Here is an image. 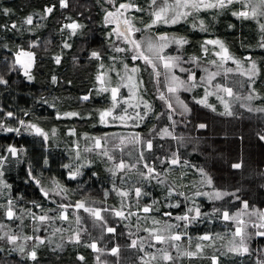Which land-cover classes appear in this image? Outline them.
I'll return each mask as SVG.
<instances>
[{
  "label": "clouds",
  "instance_id": "1",
  "mask_svg": "<svg viewBox=\"0 0 264 264\" xmlns=\"http://www.w3.org/2000/svg\"><path fill=\"white\" fill-rule=\"evenodd\" d=\"M4 9L27 35L32 63L18 69L9 59L0 69V97L19 77L28 89L7 108L0 100V137L21 141L0 143V264H63L66 256L70 264H99L85 218L108 231L101 212L118 216L109 197L122 207L139 184L141 203L153 196L144 182L153 181L175 210L173 230L209 229L184 255L264 264V0H47ZM53 20L58 27L45 33ZM118 126L143 132L111 130ZM110 140L118 143L109 148ZM133 140L141 158L121 169L114 149L123 153ZM11 163L26 173L27 191L6 177ZM159 200L144 207L161 211Z\"/></svg>",
  "mask_w": 264,
  "mask_h": 264
},
{
  "label": "trees",
  "instance_id": "2",
  "mask_svg": "<svg viewBox=\"0 0 264 264\" xmlns=\"http://www.w3.org/2000/svg\"><path fill=\"white\" fill-rule=\"evenodd\" d=\"M46 2L47 0H0V8H9L19 12L21 4L28 3L30 7L39 8ZM16 19L17 17L15 15H5L0 11V25L7 26L0 29V69L5 68L9 63V59H13L14 54L18 51H28L24 44L27 35H21L23 29H21V32L17 31L19 24H17L16 27H12V22L16 21ZM53 27H58L54 20L50 21L48 29H44L43 31L47 33ZM53 39L55 40L56 37L54 36ZM5 43L8 44V49L3 47ZM80 44L81 41H77V43L73 45L74 52H76ZM77 54L79 53L77 52ZM129 63H131V61H129ZM136 63H140V61H137ZM45 71L46 68H41V74ZM211 71H216V68L213 67ZM197 75L199 76L200 73H197ZM17 76H19L18 73ZM224 76L225 73L221 71V75L217 77V80H222ZM22 80L23 77H19L17 83L12 85V88L15 89V91L4 92L3 96L0 97V100L4 101V106L6 108L9 104L13 103L12 96L16 95L17 91L21 93V96L28 91L25 84L21 83ZM77 83L83 91H87L88 88L91 87L89 80L85 79V74H79ZM0 115H3V113H0ZM80 124L87 128L85 121H80ZM111 130L126 131L127 133L143 132L142 127L132 126H129L126 129L123 126H118V128H113ZM5 141L9 143L14 142L17 145L21 142L19 140H14L11 136L0 137V143ZM115 143H118V141H108V147L113 148ZM163 150V148L159 149V151ZM114 152L117 163H121L122 161L131 165L141 158L143 149L133 140V142L124 146L123 153L120 152L119 148L114 149ZM152 159L154 160L155 157H152ZM139 167L144 171H147L144 164H140ZM4 170L6 172V177L9 178L10 182L14 181L16 185H18V190H28L29 186L24 184L23 177L26 176V173L23 171L22 167L17 169L15 163H11L6 164ZM121 176H123V171L117 176V184L121 183ZM123 178L124 181L129 180V177L125 176ZM140 179L143 181V177H140ZM135 182L136 178L133 177L131 183ZM104 186L107 187L106 184ZM137 186L139 187L140 185L137 184ZM144 188L147 191L152 192L153 196H145L141 203H137L139 197H137L135 190H133L129 196L124 198L122 207L119 198L113 199L112 197H109L107 205L114 206L117 211L123 212L124 214L123 216H116L111 208L107 212H101V215L107 222V227L114 228L116 230L115 232L107 231L103 222L97 226L93 225L91 219H89L91 221L83 222V227L87 230L85 233V240L89 243H95L101 250L98 252L99 264H116L117 255L113 254L112 251L114 248H118L119 250V264H211V261L208 259H200L183 254L185 252L193 251L197 240L209 229L207 227L198 226L191 228L187 233H184L181 231L183 228V225L181 224V229L173 230L170 225L176 223L174 219L175 210L172 209L170 205L165 206L168 204L167 200L164 199L166 189L161 188L156 181H153L151 185L144 182ZM97 193H99L100 198L103 199L102 190L98 189ZM97 193H94V195ZM156 197H160L158 203L161 204V211H157L155 205H153L150 211L146 212L144 206ZM107 205L101 204L100 208L103 209ZM165 212H172L173 215L165 216ZM2 218V213H0V219ZM5 223H8V221H5ZM16 223L18 224L19 221H16ZM230 226L231 225H229V227ZM13 227H15V224ZM212 228L224 232V228L221 226L213 225ZM25 231L31 232V229H25ZM89 233L91 234L90 237L88 235ZM43 234L44 233L42 232L41 235ZM157 237H159V239H157ZM133 241L136 242L135 246H133ZM180 245H182V247L178 248ZM42 259H44L43 256ZM70 260L71 257L66 256L63 260V264H70Z\"/></svg>",
  "mask_w": 264,
  "mask_h": 264
},
{
  "label": "snow or ice",
  "instance_id": "3",
  "mask_svg": "<svg viewBox=\"0 0 264 264\" xmlns=\"http://www.w3.org/2000/svg\"><path fill=\"white\" fill-rule=\"evenodd\" d=\"M4 11L7 12L8 9L5 8ZM108 15L111 16V15H114V14L110 12V13H108ZM29 22H30V18H29ZM5 27H7V26H5ZM12 27H16V25L13 24ZM67 27L72 28L75 31L78 26L70 24V25H67ZM92 55L95 56V57H99V53H97V52H93ZM26 75H27V72H26ZM213 75H215V73H213ZM126 76H127V81L126 82L131 83L134 86V83H135L134 82V78L132 76L128 75L127 73H126ZM96 79L101 85V90H107L105 88V85H104L105 74L104 73L98 74ZM122 79H124V77H122ZM112 93H113V98H115L118 95V89H115V88L112 89ZM107 115H110V113H108V112L101 113L102 118L106 117ZM96 143H97V146H101V142L99 141V139L97 140ZM173 163H175V161H173ZM118 167L122 169L124 167V163L121 161V163L118 165ZM150 171H154V169H152ZM135 191H136V195L139 196L141 190H140V188L138 186H137ZM123 194L127 195V193H123ZM144 210L147 212V211H150V208L145 207ZM117 215L118 216H123L124 214H123V212L118 211ZM108 231L109 232H115L116 230L114 228H112V227H109ZM157 239H159V237H157ZM132 243H133V246H135L136 242L133 241ZM92 247L94 249H96L97 251H99V248H98V246L95 243H93ZM112 251H113V254H117L119 250H118V248H114ZM81 259H83V257H81ZM97 259L99 260V256L97 257Z\"/></svg>",
  "mask_w": 264,
  "mask_h": 264
},
{
  "label": "rangeland",
  "instance_id": "4",
  "mask_svg": "<svg viewBox=\"0 0 264 264\" xmlns=\"http://www.w3.org/2000/svg\"><path fill=\"white\" fill-rule=\"evenodd\" d=\"M112 26L115 27V25ZM117 43H119V41H117ZM13 59L16 60L18 69L30 70L29 65L32 63V58L28 54V51H18L13 56ZM0 202H4V201L0 200ZM84 221H91V220L85 218Z\"/></svg>",
  "mask_w": 264,
  "mask_h": 264
}]
</instances>
